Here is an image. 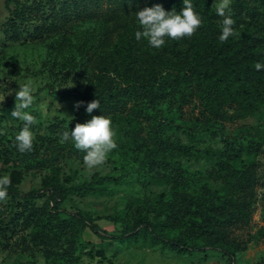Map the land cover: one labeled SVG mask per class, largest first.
<instances>
[{
  "label": "rangeland",
  "instance_id": "1",
  "mask_svg": "<svg viewBox=\"0 0 264 264\" xmlns=\"http://www.w3.org/2000/svg\"><path fill=\"white\" fill-rule=\"evenodd\" d=\"M17 1L18 6L13 3L8 9L6 0H0V97H6L13 90V94L0 104V176H9L11 183L8 186L23 193L42 189L44 182L55 174L68 186L101 176H123L121 184L107 185L105 195H70L64 207L94 217L116 218L126 214L124 220L128 222H134L140 216L152 218L155 206L150 203L160 197H170L173 189L165 182H142L137 172L138 164L127 152L133 137L148 140L152 136V121L132 122L126 118L112 121L117 148L104 164L91 169L83 162L84 153L77 150L71 140L64 142L62 136L72 129L79 102L76 94L83 93L92 84L123 77L126 68L140 79H147L150 74L161 76L166 72L163 60H179L171 48L182 51L184 56L194 52L199 30L191 37L168 40L161 49H153L143 39H135L139 28L136 13L157 4L167 11H180L182 8H177L176 2L169 7L162 0L154 4L150 0H98L92 5L82 1L76 3L77 0ZM240 2L239 23L234 26V36L243 32L264 34V0ZM214 3L215 0H211L209 4H198L195 9L203 18L202 26L206 11L213 12L211 21L221 30L223 18L215 14ZM233 3L231 0L230 8ZM13 21H16L14 35L9 26ZM219 35L220 32L218 43H224L219 40ZM128 48L132 52L130 58L127 57ZM251 53L264 59L263 47L248 49L246 56L239 58L238 65L247 66L250 63L247 57ZM24 83H30L35 89L34 103L28 109L35 117V123L32 126L33 148L21 153L15 146L14 137L23 122L11 114L16 105L14 92ZM48 85L56 92L51 93ZM254 85L253 104L246 112H235L229 106L221 110L227 115L222 121L229 138L238 134L243 126L259 127L264 123V82L257 81ZM57 92H69L70 95L62 97ZM167 102L172 110L178 111L183 125L203 117L202 105L193 95L186 99L178 93ZM132 107L133 103H128L126 111L129 113ZM166 134L171 140L194 144L200 149L208 146L231 149L221 142L219 135L212 141L196 130L176 127L168 129ZM35 158L40 161L27 168L25 163ZM174 158L190 170L203 173L197 183L184 187L185 191L198 192L209 184L211 192H215L226 186L225 173L213 160L182 154ZM238 161L255 164L258 184L249 225L234 229V235L247 243L246 250L237 253L235 260L218 250L178 254L162 243L150 246L142 235L138 242L103 241L86 230L85 244H80L74 241L75 234L70 229L66 235L51 240L39 234L35 227L24 230L22 222L27 211L23 210V202L18 199L11 204L10 198H5L0 200V264H59L65 253L74 259L69 264H264V146L257 153L242 152ZM159 172L166 177L175 176L171 168L164 166ZM44 201L41 198L33 203L41 215ZM98 224L111 233L122 228V222L112 223L106 219ZM167 233L175 236L177 231Z\"/></svg>",
  "mask_w": 264,
  "mask_h": 264
},
{
  "label": "trees",
  "instance_id": "2",
  "mask_svg": "<svg viewBox=\"0 0 264 264\" xmlns=\"http://www.w3.org/2000/svg\"><path fill=\"white\" fill-rule=\"evenodd\" d=\"M92 5L98 0H77ZM154 4L157 0H150ZM165 6L183 7V0H162ZM194 7L211 0H192ZM17 0H6L5 6L10 9ZM240 0H234L231 15L239 23L238 7ZM205 25L200 27L199 36L193 47L194 52L184 56L182 51L171 48L179 58L177 62L170 59L163 60L166 72L157 77L150 74L147 79H140L136 73L130 74L128 68L123 77L109 78L105 83L92 84L83 93L76 94V98L83 104L78 108L72 129L77 123H85L92 116L110 117L115 119H130L135 121H152V136L137 139L133 137L127 146L138 164L137 172L144 183L150 181L165 182L171 185L173 192L170 197H160L150 203L155 206L153 217L140 216L134 222L125 221L123 217H94L78 209L69 211L64 203L70 195L81 197L103 196L108 192V184H121L123 176H101L91 181L76 185L63 184L58 174L44 182L42 189H33L27 193L7 187V196L11 204L18 199L23 202V210L27 215L22 222L24 230L37 228L39 234L51 240L66 235L67 230L74 232V241L85 244L83 235L86 230L92 232L101 240H121L138 242L142 235L150 246L162 243L169 246L178 254H192L218 250L225 253L231 260H235L237 253L245 251L247 243L234 235L235 228L249 225L253 201L256 196L258 175L255 164L239 163L242 152L248 154L259 152L264 146V123L259 127L243 126L233 138H229L224 131L223 119L227 115L222 113L224 106L234 108L235 112H246L254 100L256 88L254 83L264 82V70L257 71L255 64L264 59L249 54L247 66H239L238 60L244 58L253 48H264V34L243 32L231 39L218 43L217 36L220 28L211 19L213 12L206 11ZM17 19L18 17L15 16ZM13 21L9 23L12 35L15 34ZM130 48L127 57H131ZM128 66V63H127ZM135 77V78H134ZM187 87H190L188 89ZM51 93L54 87L48 85ZM178 93L188 99L193 95L202 105L201 115L193 121L183 125L177 110H172L168 100ZM62 97H68L69 92H57ZM100 101V109L92 114L87 113L86 106L94 100ZM133 107L126 111L128 103ZM232 118V116H230ZM172 127L190 129L198 134H206L212 141L216 136L231 149L204 147L200 149L194 144H184L179 140H171L166 131ZM179 154L197 158L213 160L224 172L226 186L211 192L209 184H205L201 191H185L184 187L197 183L202 176L200 171H192L186 165L175 160ZM25 163L26 167L33 166V162ZM171 168L174 177H166L159 172L161 167ZM43 198V215L35 209L33 203ZM106 219L112 223L122 222V228L111 233L102 229L99 221ZM2 230V229H0ZM167 231H177L170 236ZM89 244V243H88ZM90 245V244H89ZM93 251V249H91ZM91 251V252H92ZM74 259L65 253L59 264H69Z\"/></svg>",
  "mask_w": 264,
  "mask_h": 264
},
{
  "label": "clouds",
  "instance_id": "3",
  "mask_svg": "<svg viewBox=\"0 0 264 264\" xmlns=\"http://www.w3.org/2000/svg\"><path fill=\"white\" fill-rule=\"evenodd\" d=\"M230 3L231 0H215L214 3L215 14L223 18L219 35V40L222 42L227 41L236 32ZM136 19L139 28L135 32V39L137 41L143 39L153 49H161L168 40L179 41L191 37L203 25V18L196 11L192 0H183V7L180 11L176 9L167 11L159 4L144 8L136 13ZM255 68L257 71L264 70V63L258 61ZM34 91L35 89L30 83H24L19 84V89L14 92L16 105L11 115L23 122L21 129L14 137V142L21 153L29 152L33 148L32 126L35 123V117L28 109L34 103ZM11 94H13V90L8 95ZM6 97H0V104ZM82 104L83 102H78L76 107L79 108ZM96 109H100L98 99L86 106V111L89 114H92ZM115 135L111 118L101 115L92 116L83 124L77 123L70 132L63 133L62 140L64 142L71 140L74 147L84 153L83 162L91 169L104 164L108 155L117 148ZM10 183L9 176H0V200L6 198L7 187Z\"/></svg>",
  "mask_w": 264,
  "mask_h": 264
}]
</instances>
